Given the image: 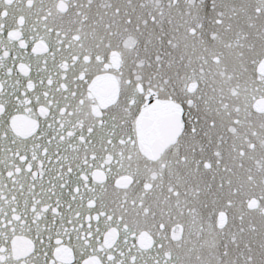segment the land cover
<instances>
[{
	"label": "snow or ice",
	"instance_id": "obj_1",
	"mask_svg": "<svg viewBox=\"0 0 264 264\" xmlns=\"http://www.w3.org/2000/svg\"><path fill=\"white\" fill-rule=\"evenodd\" d=\"M0 264H264V0H0Z\"/></svg>",
	"mask_w": 264,
	"mask_h": 264
}]
</instances>
